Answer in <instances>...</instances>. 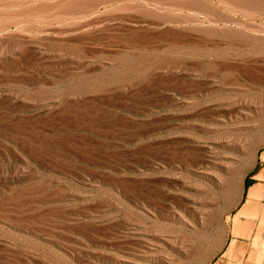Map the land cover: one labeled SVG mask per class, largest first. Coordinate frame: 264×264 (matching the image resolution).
<instances>
[{
    "label": "rangeland",
    "instance_id": "1",
    "mask_svg": "<svg viewBox=\"0 0 264 264\" xmlns=\"http://www.w3.org/2000/svg\"><path fill=\"white\" fill-rule=\"evenodd\" d=\"M263 118L264 0H0V264H264Z\"/></svg>",
    "mask_w": 264,
    "mask_h": 264
},
{
    "label": "bare ground",
    "instance_id": "2",
    "mask_svg": "<svg viewBox=\"0 0 264 264\" xmlns=\"http://www.w3.org/2000/svg\"><path fill=\"white\" fill-rule=\"evenodd\" d=\"M251 36V35H250ZM259 36V35H258ZM263 41V40H262ZM256 47V46H255ZM263 56V55H262ZM264 119V118H263ZM262 125L264 126V120L262 121ZM260 127V126H259ZM262 129V128H261ZM257 131H259V130H257ZM261 132V131H260ZM258 133V132H257ZM257 133H255V134H257ZM262 133H264V132H262ZM254 134V135H255ZM260 134V133H259ZM256 135V136H254L253 137V139H252V147H253V149H252V152H250L249 153V155H250V160L251 161H253L254 160V157H255V155H254V153H255V148L257 147V145H259L260 143H262L261 141H263V139H264V134H260V135ZM249 159V158H248ZM263 159V158H262ZM251 163V162H250ZM245 167V166H244ZM263 169H264V167H263ZM263 169H261V171L263 172ZM241 172V171H240ZM260 172V171H259ZM258 172V173H259ZM239 173V172H238ZM239 174H241V173H239ZM230 175V174H229ZM236 176V175H235ZM234 176V177H235ZM257 177H258V174L256 175ZM219 177H221V176H219ZM232 177H233V175H232ZM231 177V178H232ZM238 177H239V175H238ZM263 176H261V175H259V177L258 178H262ZM230 178V179H231ZM234 179V178H233ZM232 179V180H233ZM240 179V183H241V180H242V178H239ZM224 180V179H223ZM258 180V179H257ZM229 183H231V182H229ZM236 183V182H235ZM239 184V183H238ZM227 185V184H226ZM262 185V186H261ZM261 185H259V184H256V185H253V186H251V188L249 189V196L252 198V200L250 201V203H249V205H248V208H249V211H250V215H251V219H250V221L248 222V224H246V228H241L240 227V225H239V222H237V224H236V231H237V233L238 234H241V232L240 231H246V235H248V236H250V233H251V231H253L254 230V225L256 224V220H258L259 221V223H258V226H257V229H256V232L254 233V239H257L258 238V236L261 234V229H262V225H263V222H264V205L262 206L261 205V202L263 201L262 200V198H263V196H264V184H261ZM235 187V186H234ZM233 187V188H234ZM239 187V186H238ZM229 188V187H228ZM231 188H229L228 190H230ZM226 191V190H225ZM234 192H235V190H233ZM233 192V193H234ZM221 193V192H220ZM232 193V194H233ZM231 194V195H232ZM220 195V194H219ZM236 196H237V194H236ZM229 197H230V195H229ZM232 197V196H231ZM234 197V196H233ZM229 199V198H228ZM233 200V199H232ZM218 207V206H217ZM217 209V208H216ZM213 211V210H212ZM210 217V216H209ZM205 218V217H204ZM213 218V217H212ZM217 221V220H216ZM207 222V221H206ZM210 223V222H209ZM221 224V223H220ZM208 225V224H207ZM203 226V225H202ZM218 226V225H217ZM216 226V227H217ZM218 228V227H217ZM214 229H215V227H214ZM223 232V231H222ZM204 233V232H203ZM218 233H220L219 231H218ZM205 234V233H204ZM206 237V236H205ZM199 239V238H198ZM206 239V238H205ZM201 241V240H200ZM204 247V246H203ZM187 248V247H186ZM195 248V247H194ZM196 249V248H195ZM197 250V249H196ZM195 252V251H194ZM198 252V251H197ZM197 254V253H196ZM193 256V255H192ZM200 256V255H199ZM194 257V256H193ZM197 258V257H196ZM178 261V260H177ZM196 261V260H195ZM199 261V260H198ZM173 262V261H172ZM171 262V263H172ZM183 262V261H182ZM185 262H187V261H185ZM174 263V262H173ZM176 263V262H175ZM194 263V262H193Z\"/></svg>",
    "mask_w": 264,
    "mask_h": 264
}]
</instances>
